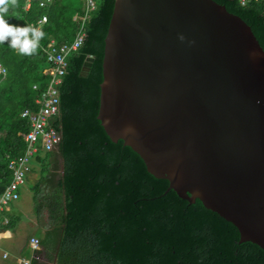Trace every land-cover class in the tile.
I'll return each instance as SVG.
<instances>
[{
    "label": "trees",
    "instance_id": "obj_1",
    "mask_svg": "<svg viewBox=\"0 0 264 264\" xmlns=\"http://www.w3.org/2000/svg\"><path fill=\"white\" fill-rule=\"evenodd\" d=\"M28 1V7L24 4ZM239 16L264 50L263 2L213 0ZM18 0L5 17L10 24L36 26L44 33L37 52L21 55L0 44V192L10 180L9 158L23 152L19 135L23 108L48 78L43 48L50 39L70 41L78 29L82 0ZM113 0H94L84 21L81 45L66 56L58 90V113L51 125L60 133L55 150H37L39 169L32 189L33 212L45 210L49 229L40 246L52 245L55 264H264V251L239 241L237 228L195 198L188 202L166 179L146 171L141 158L120 139L111 141L96 118L103 38ZM92 57L85 76L79 73ZM36 88L33 89L32 85ZM58 169L57 171L54 169ZM32 171L29 168L28 172ZM27 172V173H28ZM0 228H11L14 217Z\"/></svg>",
    "mask_w": 264,
    "mask_h": 264
},
{
    "label": "water",
    "instance_id": "obj_2",
    "mask_svg": "<svg viewBox=\"0 0 264 264\" xmlns=\"http://www.w3.org/2000/svg\"><path fill=\"white\" fill-rule=\"evenodd\" d=\"M96 118L264 251V50L239 16L213 0H113Z\"/></svg>",
    "mask_w": 264,
    "mask_h": 264
},
{
    "label": "built area",
    "instance_id": "obj_3",
    "mask_svg": "<svg viewBox=\"0 0 264 264\" xmlns=\"http://www.w3.org/2000/svg\"><path fill=\"white\" fill-rule=\"evenodd\" d=\"M50 1L40 0L39 5L43 6ZM251 1L264 3V0H238V3L242 6H247ZM23 7H28V1ZM93 8L94 0H82L81 14L72 18L75 21H79L74 37L70 41H64L60 44L50 39L43 48L46 66L42 69V73L47 76L48 81L45 88L34 97V107L23 108L19 113V116L27 121L28 129L19 133L24 142L23 152L9 158L6 164L11 175L9 182L0 192V222L3 225L8 223L10 204L18 199V189L24 184L32 157L39 148L42 151L55 150L60 141L59 131L51 125L53 117L58 113L57 87L66 68V56L81 45L84 37V21ZM45 20L46 16L41 15L35 27L38 28V25L45 22ZM4 73L5 69L0 64V74L4 75ZM32 88L35 89L36 86L33 84ZM6 237L8 236H6L5 230H0V239ZM27 245L31 250V258L39 260L38 254L41 250L39 239L35 236H29ZM1 256L6 258L7 252H2ZM17 262L18 264H31L29 258H19Z\"/></svg>",
    "mask_w": 264,
    "mask_h": 264
},
{
    "label": "crops",
    "instance_id": "obj_4",
    "mask_svg": "<svg viewBox=\"0 0 264 264\" xmlns=\"http://www.w3.org/2000/svg\"><path fill=\"white\" fill-rule=\"evenodd\" d=\"M17 212L10 209L8 213V215L14 217V223L11 228H0V230L4 229L6 236H8L2 239L10 243L8 246H2L0 239V264H18L17 259L19 258H29L31 264H55V252L52 250V245H41V250L38 254L39 260L31 258V250L27 245L29 236L39 238L35 235L36 232L41 231V234L45 235L49 229L45 210H41L37 217L33 213L25 216V219L21 218ZM2 252H7L6 258H2Z\"/></svg>",
    "mask_w": 264,
    "mask_h": 264
},
{
    "label": "clouds",
    "instance_id": "obj_5",
    "mask_svg": "<svg viewBox=\"0 0 264 264\" xmlns=\"http://www.w3.org/2000/svg\"><path fill=\"white\" fill-rule=\"evenodd\" d=\"M18 0H0V44H7L21 55H33L44 37L42 30L34 26L10 24L5 18ZM6 74V70H5Z\"/></svg>",
    "mask_w": 264,
    "mask_h": 264
},
{
    "label": "rangeland",
    "instance_id": "obj_6",
    "mask_svg": "<svg viewBox=\"0 0 264 264\" xmlns=\"http://www.w3.org/2000/svg\"><path fill=\"white\" fill-rule=\"evenodd\" d=\"M39 166L40 165L38 164V162H36L34 160H32L30 162V167L32 168V171H30L26 174L24 184L22 186H20L18 189V194H19L18 199L13 201L9 207L14 212L19 211V212H17L18 215L24 219H25V216L32 215L34 213L33 212V203H32V199H31V196H32L31 185L37 176V171L39 169ZM54 170L57 171L58 169L55 168ZM35 235L38 237L43 236L41 234V231L36 232ZM9 244H10L9 241L1 239V245L2 246H4V245L8 246Z\"/></svg>",
    "mask_w": 264,
    "mask_h": 264
}]
</instances>
